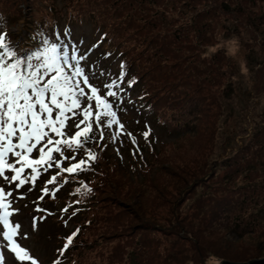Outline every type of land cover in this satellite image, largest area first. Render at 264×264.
<instances>
[{
    "label": "rangeland",
    "instance_id": "1",
    "mask_svg": "<svg viewBox=\"0 0 264 264\" xmlns=\"http://www.w3.org/2000/svg\"><path fill=\"white\" fill-rule=\"evenodd\" d=\"M6 28L20 55L75 45L89 82L103 95L117 81L122 101L108 97L124 129L101 117L105 141L89 172L55 171L92 142L53 152L55 167L39 166L35 181L23 172L21 187L0 178L11 192L10 224L20 226L14 239L37 264L264 255V0H0V34ZM101 31L112 40L98 39ZM122 48L125 66L114 50ZM73 199L87 206L70 217ZM0 229L4 263L30 264L11 252L9 228Z\"/></svg>",
    "mask_w": 264,
    "mask_h": 264
},
{
    "label": "snow or ice",
    "instance_id": "2",
    "mask_svg": "<svg viewBox=\"0 0 264 264\" xmlns=\"http://www.w3.org/2000/svg\"><path fill=\"white\" fill-rule=\"evenodd\" d=\"M45 43L49 44L48 41ZM0 49L4 50L0 53V178L9 183L18 182L17 187H21L26 182L21 178L22 173L25 168H30L35 173L31 180L35 181L39 166L45 165V170L53 166V152L63 156L64 149H80L90 143L92 125L99 128L102 116L109 128L116 124L123 131L124 125L118 119L117 110L113 109V101L108 99L112 97L122 102L119 83L112 81L104 85L106 91L101 95V90L89 82L80 66L85 57L78 54L75 45H71V55L69 44L60 42L50 43L41 54L17 56L5 43V35L0 34ZM6 57L12 58L13 62L9 63ZM33 60L40 62L33 63ZM82 101L86 103L82 105ZM76 116L82 118L76 120ZM73 127L75 132L71 131ZM34 151L37 152L35 159L31 158ZM88 157L96 158L90 152ZM85 163L80 160L71 167L62 168L57 161L56 166L62 172L73 173L83 171ZM6 172L13 175L9 177ZM55 182L53 176L49 183ZM44 191L47 194L48 190ZM10 195V191L6 193L0 187V208L4 209L0 222L9 228L4 236L11 241V252L17 260L37 264L36 259L14 239L20 226L9 223L11 202L5 203V200ZM0 264H4L3 253H0Z\"/></svg>",
    "mask_w": 264,
    "mask_h": 264
},
{
    "label": "trees",
    "instance_id": "3",
    "mask_svg": "<svg viewBox=\"0 0 264 264\" xmlns=\"http://www.w3.org/2000/svg\"><path fill=\"white\" fill-rule=\"evenodd\" d=\"M63 25H70L69 23H64ZM3 32H4V35H6V37H7V39L5 40V43L9 46V48L10 49H12V50H14L15 51V48H18V45L16 46V44H17V42H15L14 44L13 43H11V42H9V41H7V40H10V38L8 37V35H7V32H8V29L6 28L5 30H2ZM10 35V34H9ZM57 35V34H56ZM12 37V36H11ZM100 40H105V41H107V42H110L111 40H112V38H113V36L111 35V33H109L108 31H101V33H100ZM12 45L15 47V48H13L12 47ZM3 50V49H2ZM115 50V52L117 53V54H119L121 57H122V59H121V64L123 65V66H125L124 65V63H126V61H128L127 59V57L126 58H124L125 56H126V54H125V50L122 48V49H114ZM16 52V51H15ZM17 53V52H16ZM27 56L28 55V52L26 51V50H24L23 52H21V55L20 54H17V56ZM127 71H128V69H126ZM101 122V121H100ZM104 124L105 122L102 120V122H101V124ZM101 132H102V135H101ZM105 133H106V125L104 124V127H101V125H99V129H98V127L97 126H94V127H92V131H91V133H90V138H91V144H90V146L91 147H94L95 148V146H96V144L99 142L100 144H99V148H98V150H96L97 152H95L94 153V155H95V157H97V155L99 154V150H100V146H101V143L103 142V140H104V136H105ZM100 138H102L101 140H100ZM105 141V140H104ZM84 146H86V144H84L83 145V147ZM88 149V148H87ZM96 160V159H95ZM92 169V167L90 166V165H86L85 167H84V170L85 171H87V172H89L90 170ZM96 170V169H95ZM85 181V180H84ZM85 183H86V181H85ZM85 186H88V183H86L85 184ZM89 186H92V185H89ZM93 187V186H92ZM87 188V187H86ZM86 190V189H85ZM85 190L84 189H82V190H79V192H82L83 194L85 193ZM78 202H80V199H76ZM85 206H87V204L85 205ZM84 209H86V208H84ZM89 209H91V207H89ZM64 245L66 246V247H64L65 249H67V248H69V246H70V243H69V245L68 244H66V242L64 241Z\"/></svg>",
    "mask_w": 264,
    "mask_h": 264
},
{
    "label": "water",
    "instance_id": "4",
    "mask_svg": "<svg viewBox=\"0 0 264 264\" xmlns=\"http://www.w3.org/2000/svg\"><path fill=\"white\" fill-rule=\"evenodd\" d=\"M220 264H264V255L259 256V258H253L246 262L244 261H232L229 259H224Z\"/></svg>",
    "mask_w": 264,
    "mask_h": 264
}]
</instances>
